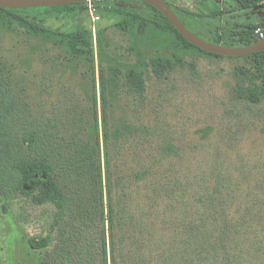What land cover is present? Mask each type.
Instances as JSON below:
<instances>
[{
  "label": "trees",
  "instance_id": "trees-1",
  "mask_svg": "<svg viewBox=\"0 0 264 264\" xmlns=\"http://www.w3.org/2000/svg\"><path fill=\"white\" fill-rule=\"evenodd\" d=\"M164 1L188 30L215 45L248 47L258 41L255 31L264 29V0H195L192 10ZM119 2L136 3L143 11L118 7ZM95 5L100 18L114 19L130 50L161 41L169 56L152 55L134 68L120 56L106 55L104 30L96 26L93 35L82 23L85 3L0 8V30L19 31L38 41L35 48L57 51L62 59L53 61L56 70L75 73L86 67L80 91H58L54 101H39L35 114L36 100L20 107L4 86L0 68V183H11L35 206L52 205L60 247L84 264L92 254L101 264H239L234 250L241 241L236 238L246 239L239 236L241 227L258 217L255 207L261 205L245 198L233 202L238 179L222 176L208 188L204 179L189 176L180 160L171 164L173 157L181 159L177 148L147 146L150 132L139 127L135 114L145 105V74L162 80L186 63L195 69V62L185 60L193 55L251 59L249 67L234 71L232 91L237 100L258 105L264 100V51L237 58L210 54L184 40L148 4L120 0ZM49 20L66 27L48 26ZM116 109L125 116L122 120H114ZM233 205L230 214L226 210ZM89 227L99 228L92 250L86 248ZM49 239L31 237L27 243L40 250ZM80 244L86 251H78Z\"/></svg>",
  "mask_w": 264,
  "mask_h": 264
},
{
  "label": "rangeland",
  "instance_id": "rangeland-1",
  "mask_svg": "<svg viewBox=\"0 0 264 264\" xmlns=\"http://www.w3.org/2000/svg\"><path fill=\"white\" fill-rule=\"evenodd\" d=\"M168 1L191 10L196 4L195 0ZM116 6L143 11L136 3L119 2ZM261 6L264 7V3ZM83 18V25L89 27L85 15ZM113 23L114 19L108 15L101 16L97 24V28L104 30L101 40L106 55L120 56L134 68H140V63L152 55L169 56V50L161 41L156 45H132L134 50H130L127 36ZM47 25L59 29L66 27L59 20H49ZM37 43L26 39L19 31L0 30V68L4 86L11 88L12 99L20 107L24 103L30 107L36 100L34 114L38 113L40 102L45 105V100L54 101L60 90L80 91L79 85L84 80L82 73L86 69L78 67L75 73L70 69L67 72L56 70L53 61H60L61 55L50 48H35ZM95 55L97 59L96 50ZM185 60L195 62V69L186 63L162 80L148 72L145 74V105L135 114L139 127L150 132L147 146L177 148L181 159L173 157L170 163L180 160L187 174L204 179L208 188L222 176H229L231 181L239 180L232 194L233 202L240 203L245 198L261 206L255 207L258 217L244 222L241 227L239 236L241 239L246 236V239L236 238L241 242L234 252L239 264H264V100L258 105L247 104L237 100L232 91L234 71L249 67L251 59L193 55ZM95 68L98 69L97 61ZM53 112L47 116L52 118ZM114 112V120L125 117L118 109ZM17 129L22 130L20 126ZM0 186V264H84L76 254L68 256L60 247L62 240L52 227L55 212L52 205L35 206L29 197L16 192L11 183H0ZM157 205L159 207V201ZM234 208L233 205L226 211L230 213ZM96 232L99 233V228L89 227L87 249L97 248ZM46 236L50 237L47 247L40 250L29 247V238ZM79 250H85L81 244ZM87 261V264H101L94 254Z\"/></svg>",
  "mask_w": 264,
  "mask_h": 264
},
{
  "label": "water",
  "instance_id": "water-1",
  "mask_svg": "<svg viewBox=\"0 0 264 264\" xmlns=\"http://www.w3.org/2000/svg\"><path fill=\"white\" fill-rule=\"evenodd\" d=\"M99 1H120V0H0V8L11 10H25L31 8H55L77 3L99 2ZM139 1L148 4L159 12L168 20L177 33L191 45L201 49L204 52L222 56V57H244L254 53L264 51V38L258 40L255 44L242 47L231 48L221 45L209 43L196 34L188 30L179 18L175 15L172 9L164 0H131Z\"/></svg>",
  "mask_w": 264,
  "mask_h": 264
},
{
  "label": "built area",
  "instance_id": "built-area-1",
  "mask_svg": "<svg viewBox=\"0 0 264 264\" xmlns=\"http://www.w3.org/2000/svg\"><path fill=\"white\" fill-rule=\"evenodd\" d=\"M263 3H264V1H263ZM85 4H86V11H85L84 15L89 22V26H90L92 34L95 35L96 26L99 23L101 18L98 14V10H97V7L95 5V2H87ZM255 35H256L258 40L264 38V29H257L255 31Z\"/></svg>",
  "mask_w": 264,
  "mask_h": 264
},
{
  "label": "crops",
  "instance_id": "crops-1",
  "mask_svg": "<svg viewBox=\"0 0 264 264\" xmlns=\"http://www.w3.org/2000/svg\"><path fill=\"white\" fill-rule=\"evenodd\" d=\"M180 6H181V4H180Z\"/></svg>",
  "mask_w": 264,
  "mask_h": 264
}]
</instances>
